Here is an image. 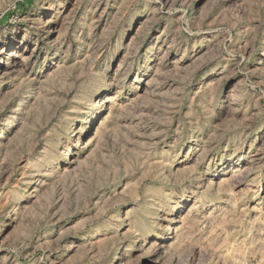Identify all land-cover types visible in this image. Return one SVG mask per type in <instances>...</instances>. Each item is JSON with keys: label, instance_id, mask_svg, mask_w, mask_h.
<instances>
[{"label": "rangeland", "instance_id": "obj_1", "mask_svg": "<svg viewBox=\"0 0 264 264\" xmlns=\"http://www.w3.org/2000/svg\"><path fill=\"white\" fill-rule=\"evenodd\" d=\"M0 264H264V0H0Z\"/></svg>", "mask_w": 264, "mask_h": 264}, {"label": "bare ground", "instance_id": "obj_2", "mask_svg": "<svg viewBox=\"0 0 264 264\" xmlns=\"http://www.w3.org/2000/svg\"><path fill=\"white\" fill-rule=\"evenodd\" d=\"M86 146H87V145H86ZM77 148H78V145H77ZM69 152H70V150L67 151V155L70 154ZM67 155H66V156H67ZM184 221H185V220H184ZM182 222H183V221H182ZM175 223H176V224H179L180 221H179V220H175ZM183 223H184V222H183ZM174 230H175V229H172V228L169 229V231H171V232L174 231ZM171 232H170V234L172 235ZM163 240L166 241L167 244H168V243H170V241H171L172 239L166 236V237L163 238Z\"/></svg>", "mask_w": 264, "mask_h": 264}]
</instances>
